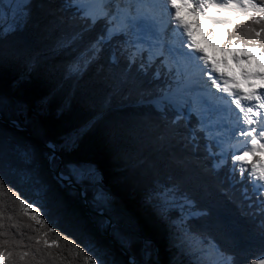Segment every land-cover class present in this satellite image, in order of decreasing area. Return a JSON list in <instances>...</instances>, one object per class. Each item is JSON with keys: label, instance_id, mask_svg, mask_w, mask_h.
Instances as JSON below:
<instances>
[{"label": "snow or ice", "instance_id": "6c2138e0", "mask_svg": "<svg viewBox=\"0 0 264 264\" xmlns=\"http://www.w3.org/2000/svg\"><path fill=\"white\" fill-rule=\"evenodd\" d=\"M31 3L0 0V15L7 5L15 21L0 33V66L21 55L10 38L31 22ZM47 16L41 32L49 55L68 56L61 84L85 99L102 87L106 96L137 105L130 120L108 130L107 145L135 175L169 247L187 264H264V63L250 66L256 57L264 62V0H128L124 7L120 0H60ZM96 24L105 34L86 40ZM201 29L228 53L238 77L226 71L227 56L209 55L197 40ZM113 36L120 38V70L100 60L97 46ZM153 67L155 79L146 81L142 74ZM49 95L33 106L0 92V264H116L66 199L73 189L101 215L126 219L129 228L113 235L123 249L142 241L130 264H154L151 241L125 217L99 163L75 156L80 130L49 134L43 119ZM229 205L258 234L259 254L238 258L237 224L223 211Z\"/></svg>", "mask_w": 264, "mask_h": 264}, {"label": "trees", "instance_id": "16d2710c", "mask_svg": "<svg viewBox=\"0 0 264 264\" xmlns=\"http://www.w3.org/2000/svg\"><path fill=\"white\" fill-rule=\"evenodd\" d=\"M58 7H60V0H32L31 22L10 38L12 44L9 47L21 49V55L6 57L4 64L0 66V92L18 97L26 104L33 106L41 96L50 94L43 114L49 134L56 138L65 132L79 129L81 138L75 156L92 159L99 163L104 170L105 186L115 194L125 217H130L138 227V232L157 247L162 264H170L174 256L176 264H187L184 257L177 255L176 249L169 247L167 229L154 215L152 208L143 204L135 175L127 168H123L119 160L112 158L107 145L108 130L117 123L130 120L138 110L137 105L127 98L106 96L102 87H97L95 93L85 99L79 90L72 93L70 83L61 84L59 68L68 56L66 54L50 56L47 51L49 40L41 32V26L49 19L48 9ZM14 23L11 12L5 5L4 14L0 15V33L11 30ZM104 32L103 25L96 24L87 33L85 39L95 42ZM119 40V37L113 36L106 39L103 44L97 45L102 48L100 60L115 70L123 67V58L118 51ZM84 59H87V53ZM28 61H31V68L28 67ZM54 66L57 71L50 72ZM93 71L94 67L89 68L85 79H88ZM132 71L135 72L137 69L133 67ZM142 75L146 81L155 79V68H151ZM69 94L71 99L65 101L66 95ZM21 119L23 120V117ZM64 195L78 212L83 227L93 234L99 245L108 250L116 264H130L121 251L119 241L114 238L113 232L110 234L117 245L112 244L106 237L103 218L93 213L96 208L88 202H86V208L83 199L79 197L75 189L65 191ZM234 195L237 199L239 198L238 191ZM223 211L228 213L237 224L233 235L236 240L235 251L238 258L249 254H259L262 250L261 242L247 218L242 217L240 211L231 205ZM106 215L113 220L110 213ZM118 230L122 231L123 228ZM240 264H244L242 259Z\"/></svg>", "mask_w": 264, "mask_h": 264}, {"label": "rangeland", "instance_id": "374dc122", "mask_svg": "<svg viewBox=\"0 0 264 264\" xmlns=\"http://www.w3.org/2000/svg\"><path fill=\"white\" fill-rule=\"evenodd\" d=\"M186 18L190 19L191 17L186 15ZM220 34H221V30L217 29L216 30L217 39H219ZM197 37L200 39V41L205 43L210 48V50L212 48L211 51L214 52L215 55H218V56L219 55L221 56L223 54L227 55V52L224 51L223 49H221L215 41H210L206 37L203 36L202 29L198 30V32L196 34V38ZM261 63H264V62L259 61V58L256 57L254 63H251V66L254 64L255 68H259ZM94 208H96L95 212H100V214H98V216H101L103 218L102 219L103 224L105 225L104 230L109 229V233H112V232L114 233L115 231H118L119 228H123V230H127L129 228V224L127 223L126 219H122L119 216H113V220H111L110 217L108 216V218L110 219V223L109 222L105 223V221H107V219L104 217V215H101V210L97 207H94ZM106 213H105V215H106ZM110 224H111V226H109ZM117 227H118V229H117ZM134 228L138 232V229H137L138 227L135 225V223H134ZM138 233H139L140 237L146 239L145 237L142 236V234L140 232H138ZM141 243H142V241H138L136 244L133 245L132 249H124L128 253V259L130 256L133 258L137 257L138 250L141 246ZM152 246H153V244H152ZM153 249H154V255L152 257V260H153L154 264H159L160 258L158 257L157 249L154 246H153Z\"/></svg>", "mask_w": 264, "mask_h": 264}, {"label": "water", "instance_id": "95a60500", "mask_svg": "<svg viewBox=\"0 0 264 264\" xmlns=\"http://www.w3.org/2000/svg\"><path fill=\"white\" fill-rule=\"evenodd\" d=\"M76 190V189H75ZM77 191V193H78V195H79V197L81 198V199H83V197L81 196V194H80V192L78 191V190H76ZM83 203H84V206L87 208V203H86V201L83 199ZM95 215H98V214H100V212H93ZM104 217L107 219V221L110 223V219L108 218V216H106L105 214H104ZM107 222V223H108ZM109 226H111V224L109 225ZM105 235H106V237L110 240V242L112 243V244H114V245H117V243H116V241L112 238V236H111V234L109 233V229H106L105 230ZM121 248V247H120ZM156 249H157V247H156ZM121 251L124 253V255L126 256V258L128 259V253L123 249V248H121ZM157 254H158V251H157ZM128 262L130 263V261H129V259H128ZM163 262H162V260L160 259L159 260V264H162Z\"/></svg>", "mask_w": 264, "mask_h": 264}, {"label": "bare ground", "instance_id": "6f19581e", "mask_svg": "<svg viewBox=\"0 0 264 264\" xmlns=\"http://www.w3.org/2000/svg\"><path fill=\"white\" fill-rule=\"evenodd\" d=\"M121 1H122V2H121ZM127 3H128V1H126V0H120L121 7L126 6ZM215 57H216L217 59H219L218 55L215 56ZM227 59H228V65H227L226 71H230L231 69H233L234 72L236 73L238 70L236 69L234 63L232 62V60H231V58H230V56H227ZM254 59H255V58H254ZM254 59H253V61H254ZM253 61H252V62H253ZM252 67H253V66H252ZM193 72H195L196 76L199 77V70H198V69L194 70ZM257 83H259V81H257ZM205 87H207L206 84H205Z\"/></svg>", "mask_w": 264, "mask_h": 264}]
</instances>
